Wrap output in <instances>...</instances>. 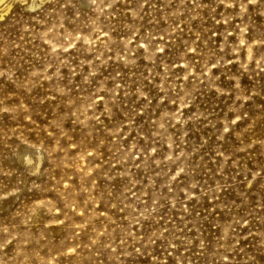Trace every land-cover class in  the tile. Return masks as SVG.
Instances as JSON below:
<instances>
[{
    "label": "rangeland",
    "instance_id": "rangeland-1",
    "mask_svg": "<svg viewBox=\"0 0 264 264\" xmlns=\"http://www.w3.org/2000/svg\"><path fill=\"white\" fill-rule=\"evenodd\" d=\"M0 4V264H264V0Z\"/></svg>",
    "mask_w": 264,
    "mask_h": 264
},
{
    "label": "bare ground",
    "instance_id": "bare-ground-1",
    "mask_svg": "<svg viewBox=\"0 0 264 264\" xmlns=\"http://www.w3.org/2000/svg\"><path fill=\"white\" fill-rule=\"evenodd\" d=\"M3 0H0V3L2 2ZM5 1V0H4ZM10 4V3H9ZM1 5V4H0ZM35 5H37L35 2H32L31 3V7H34ZM8 7H10V6H8ZM8 10V9H7ZM4 14H2V16H3Z\"/></svg>",
    "mask_w": 264,
    "mask_h": 264
}]
</instances>
